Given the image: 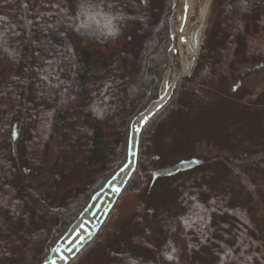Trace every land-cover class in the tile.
<instances>
[{
	"label": "trees",
	"instance_id": "obj_1",
	"mask_svg": "<svg viewBox=\"0 0 264 264\" xmlns=\"http://www.w3.org/2000/svg\"><path fill=\"white\" fill-rule=\"evenodd\" d=\"M93 2L99 14L72 19L47 15L41 0H0V264L42 263L127 163L132 121L160 95L171 0ZM209 23L190 74L146 122L124 186L139 195L127 230L140 248L120 241L106 264H264L252 204L264 185L248 180L264 179V139L237 137L232 120L220 131L231 145L202 135L175 161L149 162L179 112L225 101L264 124V0H213ZM47 24L64 35L41 80L28 41L43 40ZM237 138L256 149L235 150Z\"/></svg>",
	"mask_w": 264,
	"mask_h": 264
},
{
	"label": "rangeland",
	"instance_id": "obj_2",
	"mask_svg": "<svg viewBox=\"0 0 264 264\" xmlns=\"http://www.w3.org/2000/svg\"><path fill=\"white\" fill-rule=\"evenodd\" d=\"M185 0H177L175 2V5L173 6L172 10H170L169 18L171 21L170 28L172 31L170 32L174 41L173 46H169L167 48V67L166 70L163 73V80H167L168 83L163 85L161 83V89H160V95H164L170 88L171 82L176 77L177 72L180 68V55L174 54L173 48H176L178 50V46L176 44L177 41V35L174 34L176 26L179 25L178 20L179 14L176 13L175 18V11H180L181 4L184 3ZM213 0H210L209 5V12L207 14L206 18V24L202 35V40L200 44V48L198 50V54L196 56V59L194 63H196V60L202 50L203 46V40L205 38V32L206 29L210 26L209 18L211 14V8H212ZM191 14H189L188 20L191 22L194 20L196 16V12L199 8V3L197 0H191ZM174 13V15H173ZM173 17V18H172ZM176 33V32H175ZM171 43V42H170ZM169 43V44H170ZM172 45V44H171ZM171 49H170V48ZM170 49V50H169ZM192 70V69H191ZM176 71V72H175ZM175 72V73H174ZM191 72V71H190ZM188 74H186L184 77H187ZM183 78V77H182ZM181 78V79H182ZM177 79V78H176ZM175 79V80H176ZM180 80H177L176 84ZM164 83V82H163ZM239 85V84H238ZM233 88H237L236 84H231ZM240 86V92H244L246 90L245 88H242L243 86ZM238 86V87H239ZM228 87V86H227ZM165 89V90H164ZM229 90V88L225 89ZM230 91V90H229ZM233 91V90H232ZM264 92V91H262ZM226 97V96H225ZM264 97V95H263ZM158 99V98H157ZM157 99L152 100L149 102L147 107L143 109L133 120L132 122V134H135L136 137L138 136V142L140 140V137L142 136V132L144 130V124L141 125L137 122V119L139 115L144 111L150 108ZM212 100V99H211ZM210 100V101H211ZM213 101V100H212ZM211 101V102H212ZM210 103L207 106H204L203 109H200L199 112L195 115L197 116H190L183 115L181 112L174 114L173 118L171 119L170 125L165 131V135H169V139H164V141H153L152 149L149 154V162L153 165L155 161L158 159L163 158V154L167 157L164 158V160H168L171 162L175 161V159H178L181 155L187 153L194 145L196 146V139L199 138L202 135H211L214 134L213 138H222L221 140H226L227 145H231L232 141L228 135H224L221 133V129L225 127V125H231L232 120L237 121L238 126V134L237 137H240L239 134L242 135V133L249 135V137L254 139H264V124L259 121L258 116H256L254 113H246V115L243 114L240 115L238 112L240 110L235 108L238 112L236 116H234V108H232L230 103L222 102V104H225L223 107L220 106H213V104ZM192 114V113H191ZM257 117V119H256ZM225 118L229 120V122H225ZM223 119V122H221ZM139 127L140 131L139 133L134 131V128ZM216 129V130H215ZM215 132V133H214ZM201 134V135H200ZM248 139V138H247ZM243 140L241 138H237V141L241 145H234L235 150H245V149H256L254 147L253 143H256L257 140ZM251 141V142H250ZM236 152V151H235ZM215 174H217L220 177H223L225 174V168L224 167H217L214 169ZM262 172L259 173V176L262 177ZM251 180L252 184H263L264 185V179H261L258 181L257 178L254 179H248ZM232 182L234 183V178L232 179ZM235 184V183H234ZM244 182H240L239 185L244 186ZM231 185H233L231 183ZM125 190V188H124ZM254 197H252V204L254 207H257L255 212L257 213V224L260 225V231L262 235V239L264 241V192H263V186H255L254 184ZM114 196V193L112 192H102L99 193L94 199L91 200L90 206L92 205L93 208L91 210L93 211L92 216V222L89 224L88 229L90 231L89 234L84 233L85 235H82L80 239L76 240L72 244V251L74 253H77L72 258L73 260L69 264H106V261L109 258V254L116 251L115 245H117L118 242L122 241L125 242L127 246H129V243L135 244L136 248H140L137 245L138 238L137 236L128 231L127 227L129 225V221L132 219V216L135 212V206L137 204V201H139V195L135 193H131L130 191H122V193L117 196ZM236 197H239L236 196ZM115 200V201H114ZM94 203V204H93ZM259 207L261 209V212L259 210ZM84 213L83 215L85 216ZM82 215V216H83ZM74 228V225L70 230ZM70 232V231H69ZM93 233V235H92ZM92 235V237H91ZM261 238V237H260ZM63 249L67 247L64 244V240L62 242ZM71 260V259H70ZM67 264V263H66Z\"/></svg>",
	"mask_w": 264,
	"mask_h": 264
},
{
	"label": "snow or ice",
	"instance_id": "obj_3",
	"mask_svg": "<svg viewBox=\"0 0 264 264\" xmlns=\"http://www.w3.org/2000/svg\"><path fill=\"white\" fill-rule=\"evenodd\" d=\"M7 2V0H5ZM43 6L47 9H52L54 11H50L47 13V15L55 17L57 15H60L62 17H70L72 19L79 18V16L85 15L87 12H98L99 5L93 0H72V3H69V0H57V2H52V0H48V3H44L43 0H41ZM102 3L103 0H100ZM143 2V0H142ZM69 7L72 8V12L69 13L68 9ZM108 7H112V5H108ZM188 5L185 4L184 10L187 12ZM40 15H45V13H40ZM62 23V20H58L57 24ZM182 30V29H181ZM42 34H44V39H29V44L38 45L40 50L33 49V56L35 58H38L41 61V64L36 67L35 75H37L41 80L47 79V76L41 75L42 66L47 64L51 65L52 60L49 59V57H52L54 53L58 50L56 47V44L53 43V41L56 39V37H63L64 33L57 29L56 25L53 24H47L42 29ZM18 35V34H14ZM34 35V34H33ZM24 42L21 41L20 44H23ZM20 44L17 45V47L20 46ZM44 53V54H42ZM22 53H17L14 58L17 59V63H19V59L22 58ZM27 71V69H25ZM15 78V77H13ZM235 90V88L233 89ZM151 115V114H150ZM148 116H144L143 119L140 121V124L143 125L147 120ZM134 131L139 133L140 129L139 127L134 128ZM13 138H15V133H13ZM129 154L134 155L133 152V144L132 139L129 138ZM129 167L127 164L125 165V168ZM124 169H121V172H123ZM157 174H154V176ZM54 251L59 252L60 249L56 248ZM61 259H64V257H61ZM46 264H48V261H46ZM51 264H56L55 260L51 261Z\"/></svg>",
	"mask_w": 264,
	"mask_h": 264
},
{
	"label": "bare ground",
	"instance_id": "obj_4",
	"mask_svg": "<svg viewBox=\"0 0 264 264\" xmlns=\"http://www.w3.org/2000/svg\"><path fill=\"white\" fill-rule=\"evenodd\" d=\"M187 1L189 7L187 11L186 22L183 27L179 23L180 26L179 25L176 26L175 28L176 33L174 32V34L177 35V46L180 54V68L175 78L182 77L191 71L196 56L198 54V50L200 48L202 35L206 24V18L209 12L210 0H197V2L199 3V8L196 12V16L194 20L190 22L188 20V17L189 14H191L190 9L192 5H191V0H187ZM180 21H181V17H180ZM184 71L187 73H184ZM143 117L144 114H141L138 117L137 122L140 123ZM131 139H132V144L135 143V134L132 135ZM128 166L129 167H127L126 170L130 169L131 164L129 163ZM112 182H116V181H112ZM83 218L84 220L77 223V225L74 227V233L76 234V237L70 243H72L78 236L83 235L85 233L86 231L85 228L88 227V224H86V222H83L87 220L86 214ZM89 221L91 222V218L89 219Z\"/></svg>",
	"mask_w": 264,
	"mask_h": 264
},
{
	"label": "water",
	"instance_id": "obj_5",
	"mask_svg": "<svg viewBox=\"0 0 264 264\" xmlns=\"http://www.w3.org/2000/svg\"><path fill=\"white\" fill-rule=\"evenodd\" d=\"M184 73H186V72L184 71ZM172 92H173V87L170 89L169 94H167L163 99H161L158 103H156L155 106L147 113V116L149 118L154 114L155 111H157L158 109L161 108V106L166 102V100L169 99V96H170V94H172ZM137 149H138V144L136 142L135 146L133 148V152L135 154L131 156V168L129 169L128 173L126 174L125 181H127L130 178L132 172L135 169L136 160H137ZM110 189L111 190H116L117 192L121 191V188L117 187L115 184H112Z\"/></svg>",
	"mask_w": 264,
	"mask_h": 264
},
{
	"label": "built area",
	"instance_id": "obj_6",
	"mask_svg": "<svg viewBox=\"0 0 264 264\" xmlns=\"http://www.w3.org/2000/svg\"><path fill=\"white\" fill-rule=\"evenodd\" d=\"M176 18V17H175ZM75 238V237H74ZM73 238V239H74ZM72 239V240H73ZM79 239V237H77L72 243H70V244H68L67 246H71L76 240H78ZM71 240V241H72ZM64 252V251H63ZM52 260H55L57 263H61L62 261L58 258V256H57V254H52V256H51V259L49 260V259H45L44 260V263L43 264H46V261H48V264H51V261Z\"/></svg>",
	"mask_w": 264,
	"mask_h": 264
}]
</instances>
